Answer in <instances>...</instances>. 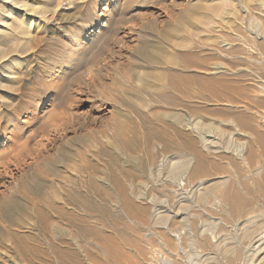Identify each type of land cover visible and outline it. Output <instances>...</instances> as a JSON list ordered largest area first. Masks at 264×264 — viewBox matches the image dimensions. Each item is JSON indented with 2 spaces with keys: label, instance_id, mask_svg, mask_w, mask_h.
<instances>
[{
  "label": "rangeland",
  "instance_id": "1",
  "mask_svg": "<svg viewBox=\"0 0 264 264\" xmlns=\"http://www.w3.org/2000/svg\"><path fill=\"white\" fill-rule=\"evenodd\" d=\"M23 1L45 23L25 36L0 0V264H264V141L242 125L264 137V0H124L62 89L46 75L108 0Z\"/></svg>",
  "mask_w": 264,
  "mask_h": 264
},
{
  "label": "bare ground",
  "instance_id": "2",
  "mask_svg": "<svg viewBox=\"0 0 264 264\" xmlns=\"http://www.w3.org/2000/svg\"><path fill=\"white\" fill-rule=\"evenodd\" d=\"M16 0H1V2L2 3H4V4H11V6H10V8H11V10H10V12H9V15H6V16H8V17H11L12 18V16H15L17 19H19V18H22V19H25L26 21V23H25V31H24V34H25V36H26V34L28 33V30H29V32H30V30L32 29V28H36L37 29V31H38V29L40 28V26L41 25H43L42 23L44 22L43 20H44V16H42V15H40V13H38V12H35V10L33 9V8H31V10H28V8H26V6L25 5H18L16 2H15ZM23 1V0H22ZM34 1V0H33ZM39 1V0H38ZM41 1V0H40ZM47 1V0H46ZM55 1V0H54ZM66 1V0H65ZM124 0H108V5H107V7H105L104 9H102V13L101 14H96V13H93L92 14V17H91V20L89 21V23H88V26H86L79 34H77L78 35V39H79V41L78 42H76L75 43V45L72 47V48H74V50H72V52H70V54H67L66 55V57H65V59L67 60H65L66 62H65V64H64V67H61V66H59V67H57V69L58 70H56L55 71V76L54 77H51V74H47L46 75V77L47 78H49L48 79V83H47V85H49L50 87V89H54L55 87L57 88V86H59V83L64 79V77H65V75L67 74V73H69V71H71V70H78L79 71V68H81V67H79V64H78V62L80 61V59L83 57V53L86 51V50H90L92 47H95V45H97V44H100L102 41H104L103 39L105 38V34H107L106 33V29H107V27L109 26V22H110V20H111V17L112 16H114V13H115V11L114 10H111L110 8H112L113 6H117V5H119L120 4V2H123ZM125 1H127V0H125ZM15 2V3H14ZM24 2V1H23ZM26 2V1H25ZM28 2V1H27ZM42 2V1H41ZM12 3H14V4H12ZM36 3H37V1H36ZM44 3V2H43ZM46 3V2H45ZM128 3V2H127ZM26 4V3H25ZM28 4V3H27ZM48 4H50V3H48ZM45 5L44 6V8L45 9H47L48 10V8H49V5ZM34 5V4H33ZM32 5V6H33ZM53 5V4H52ZM40 6V5H39ZM43 6V5H42ZM51 6V5H50ZM121 6H123V5H121ZM36 7V6H35ZM52 8V7H51ZM20 9H23V10H20ZM43 9V8H42ZM58 10V9H57ZM60 10V9H59ZM15 11H18V12H15ZM42 10H40V12H41ZM44 11V10H43ZM42 11V12H43ZM92 12V11H91ZM95 12V11H94ZM54 13V12H53ZM49 14V13H48ZM45 16H46V12H45ZM15 17H13L14 19H15ZM2 21V20H1ZM11 21H12V19H11ZM21 21V20H20ZM17 22V21H16ZM21 23V22H20ZM45 23V22H44ZM12 24V23H11ZM23 24V23H22ZM16 28V27H15ZM14 28H13V25L12 26H10V24L9 25H7L6 26V30H10V31H14L13 30ZM15 30H17V28L15 29ZM22 31V30H21ZM19 32V31H18ZM13 33V32H12ZM77 33V32H76ZM76 36V35H75ZM77 38V37H76ZM24 43V42H23ZM9 44V43H8ZM25 45V44H24ZM23 45V46H24ZM27 46H25L24 48H26ZM71 48V49H72ZM76 52H78L77 54H76V56L74 55ZM88 52V51H87ZM0 54H2L1 52H0ZM5 58H7L6 56H1L0 55V61H1V63L4 61H6L7 59H5ZM84 58V57H83ZM57 59V58H56ZM8 60H9V58H8ZM11 60V59H10ZM83 60V59H82ZM11 61H14L13 59L11 60ZM10 61V62H11ZM64 62V61H63ZM12 63V62H11ZM14 64V63H13ZM60 65V64H59ZM6 69V68H8V65L7 64H5V68L3 67V66H1V69ZM10 69H11V67H9ZM56 68V67H55ZM0 69V70H1ZM8 70V69H7ZM11 71V70H10ZM53 71V70H52ZM47 72V71H46ZM45 72V73H46ZM49 72V71H48ZM74 72V71H73ZM70 74V73H69ZM0 76H2L1 74H0ZM4 76V75H3ZM67 76V75H66ZM12 77V76H11ZM68 77V76H67ZM13 78V77H12ZM47 80V79H46ZM45 80V81H46ZM44 81V80H43ZM45 83V82H44ZM65 84V83H64ZM61 86H63L62 84H61ZM61 86H59V87H61ZM48 88V89H49ZM61 89H62V87H61ZM89 103H90V105H92V106H95V107H98V102H97V100L95 99V98H92V99H90V101H89ZM104 108H99V110L98 111H102ZM3 115V114H2ZM251 119V117H249V118H247V119H245L244 120V124H242L243 126H244V128H245V131H248V133H253L254 135L256 134L257 135V139L261 142V141H264L263 140V138L264 137H262L260 134H258L257 132H258V130H256V128L254 127V126H251L252 125V121L250 120ZM29 122V121H28ZM257 122V121H256ZM8 126H7V124L5 125V126H3V125H0V132L2 131V129L4 130L5 128H7ZM17 126H15V128H16ZM18 129H19V127H18ZM19 131V130H18ZM257 131V132H256ZM15 132H16V134H15ZM6 133V132H5ZM9 133V132H8ZM4 134V133H3ZM10 134H12V136H10V137H6L5 139L6 140H10V141H12L13 139H14V137L17 139V140H19V138L20 137H17V130L16 131H11L10 132ZM5 135H7V134H5ZM15 139V140H16ZM233 140V139H232ZM21 141V140H20ZM204 143H205V146L207 147V145H209V142H208V140L207 139H205L204 138V141H203ZM12 143H14V142H12ZM18 143V142H17ZM20 143V142H19ZM5 145H6V143H4ZM14 145V144H13ZM247 145V144H246ZM246 145H240V147H239V149L237 150V155H238V158L240 157V160L244 163V164H246L247 166L249 165V168H251V165L252 164H249V161L251 160V158H252V156L253 155H248L247 154V152H248V147L246 146ZM2 146V142H1V138H0V147ZM210 146V145H209ZM3 147H4V145H3ZM13 147H15V145L14 146H12V148ZM14 150V149H13ZM9 151V150H8ZM18 151V150H17ZM5 152V151H4ZM7 152V151H6ZM1 154V153H0ZM248 155V156H247ZM9 158V157H8ZM12 160V159H11ZM251 163V162H250ZM262 168H263V166H262ZM262 168H255V170H254V172H253V176H259V177H261L262 176V178L264 177V173L262 174V172H264V169H262ZM173 173H177V172H179V171H181L182 169L179 167V168H176V167H174L173 169ZM228 178L229 177H219V178H216V179H214V180H211V181H199V183H200V189H201V186H203V185H205L206 183H217L216 185H218L219 183H222V184H220V185H218V187H216L215 186V188H217V190L216 191H218V189H220L221 188V186H223L224 187V185H225V183H230L229 181H228ZM232 179V178H231ZM246 179L247 178H244L243 180H245L246 181ZM258 179V178H257ZM231 181V180H230ZM264 181V180H263ZM263 181H261V182H263ZM173 183H185V181H184V178H181V179H179L178 181H174ZM241 183V182H240ZM255 183V182H254ZM258 183V182H257ZM181 185V184H180ZM183 185V184H182ZM204 187V186H203ZM208 187V186H207ZM226 187V186H225ZM199 188V187H198ZM206 188V187H205ZM214 188V189H215ZM214 189H212V188H206V190H205V193H207L208 195H209V192L212 190H214ZM201 192V191H200ZM187 193V192H186ZM202 193V192H201ZM216 193H218V192H216ZM226 193H228V192H226ZM212 194H214V193H212ZM200 195V194H199ZM204 195V194H203ZM206 195V194H205ZM204 195V196H205ZM207 196V195H206ZM210 197V196H209ZM209 197H207L206 199L208 200V198ZM188 198V197H187ZM220 198V197H219ZM235 199V198H234ZM202 200H203V198H202ZM213 200V199H212ZM214 200H216V202L219 200L218 199V196H215L214 195ZM206 201V200H205ZM209 201V200H208ZM203 202H204V200H203ZM212 202V201H211ZM215 201H214V203H216ZM205 203V202H204ZM220 204V203H219ZM222 206H224L223 204H222ZM248 206V205H247ZM234 207V206H233ZM249 207V206H248ZM185 208V207H184ZM183 208V209H184ZM182 210V209H181ZM180 212V211H179ZM206 214V213H205ZM247 214V213H246ZM264 216V215H263ZM175 217V216H174ZM262 218H264V217H262ZM165 219V218H164ZM170 219V218H169ZM242 219H244V218H242ZM256 219V218H255ZM247 222H245V223H243V229L242 230H245L246 231V229L249 227V223H254V220L253 219H249V218H247ZM251 220H253V221H251ZM258 220V219H257ZM215 222V221H214ZM259 222V221H258ZM216 223V222H215ZM205 225H206V223H204ZM208 224V223H207ZM211 224V223H210ZM255 224V223H254ZM262 224V226L264 227V223H261ZM261 224H258V225H261ZM215 225H217V223L215 224ZM218 226V225H217ZM251 226V225H250ZM210 228H211V226H209ZM209 227H205L206 229L205 230H208V228ZM262 227V228H263ZM209 228V229H210ZM218 228V227H217ZM217 228H214V229H217ZM261 228V229H262ZM212 229V228H211ZM254 230H256V229H254ZM210 231V230H209ZM250 231V230H249ZM249 231H247V232H249ZM251 231H253L252 230V228H251ZM250 231V232H251ZM257 231H259L258 229H257ZM186 232V231H185ZM184 232V233H185ZM204 230H203V234H204ZM244 232V231H243ZM242 232V233H243ZM253 232H255V231H253ZM174 233V232H173ZM206 233V232H205ZM208 233V232H207ZM209 233H211V232H209ZM261 233H263V232H261ZM251 234H253V233H251ZM250 234V235H251ZM260 234V233H259ZM170 235V234H169ZM250 235H247V234H245V235H243L242 237H243V240L242 241H249V239H251L250 238ZM178 236V235H177ZM253 236V235H252ZM242 239V238H241ZM252 239H254L255 240V238H252ZM251 239V240H252ZM261 242H264V236H261L260 237V239H259ZM167 241V240H166ZM182 241V240H181ZM168 242V241H167ZM178 242V241H177ZM166 243V242H165ZM170 243V242H169ZM172 243V242H171ZM245 243V242H244ZM257 243V242H256ZM173 245V244H172ZM261 245H262V243H261ZM261 245H259L258 247H256L255 249H254V251L252 252L253 253V258H255L254 260L256 261V259H258L260 256V252H264V251H261L262 250V248L263 247H261ZM167 246V245H166ZM166 246H164V247H166ZM178 246L180 247V245L178 244ZM171 247V246H170ZM177 247V246H176ZM254 248V247H253ZM166 249H167V247H166ZM165 251V250H164ZM167 251V250H166ZM173 251H174V249H173ZM172 251V252H173ZM176 251V250H175ZM176 253V252H175ZM232 253V252H231ZM251 253V254H252ZM168 254V253H167ZM166 254V255H167ZM174 254V253H173ZM179 254V253H178ZM227 255V254H226ZM174 257H176V256H174ZM174 257H173V259H174ZM168 258H169V256H168ZM153 259V258H152ZM169 260V259H168ZM174 260H176V258L174 259ZM171 261V260H170ZM263 261V260H262ZM171 262H173V261H171ZM175 262V261H174ZM254 262V261H253ZM149 263V262H148ZM169 263V262H168ZM176 263H178V262H176ZM175 263V264H176ZM258 263H260V262H258ZM179 264V263H178ZM252 264V263H251ZM254 264V263H253Z\"/></svg>",
  "mask_w": 264,
  "mask_h": 264
}]
</instances>
